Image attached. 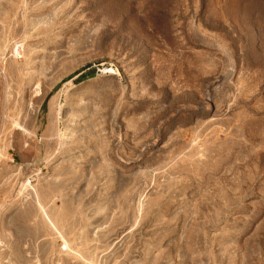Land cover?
<instances>
[{
  "label": "rangeland",
  "instance_id": "1",
  "mask_svg": "<svg viewBox=\"0 0 264 264\" xmlns=\"http://www.w3.org/2000/svg\"><path fill=\"white\" fill-rule=\"evenodd\" d=\"M0 264H264V0H0Z\"/></svg>",
  "mask_w": 264,
  "mask_h": 264
}]
</instances>
